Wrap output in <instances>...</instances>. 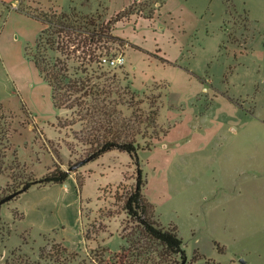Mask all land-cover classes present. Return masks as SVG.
I'll return each instance as SVG.
<instances>
[{"label": "rangeland", "instance_id": "obj_1", "mask_svg": "<svg viewBox=\"0 0 264 264\" xmlns=\"http://www.w3.org/2000/svg\"><path fill=\"white\" fill-rule=\"evenodd\" d=\"M18 5L75 7L102 32L109 26V35L97 43L96 60L77 51L70 64L77 75L114 82L130 101V108L119 106L124 114L142 118L157 109L154 127L140 138L152 147L138 150V166L154 218L176 226L183 240V261L264 264V0H21ZM6 12L0 6V105L11 122L12 147L27 155L24 142L31 133L22 125L34 116L45 127L31 122L34 140L68 169L82 158L83 147L57 125L63 112L25 54L42 24L22 11L8 17ZM118 53L125 56L120 66L101 59ZM24 165L11 178L9 159L0 188L18 186L23 171L44 172L43 164L36 163L35 172ZM136 168L127 152L113 149L72 170L64 183L32 185L2 203L0 264H150L155 253L135 243L138 223L118 200L134 186Z\"/></svg>", "mask_w": 264, "mask_h": 264}, {"label": "trees", "instance_id": "obj_2", "mask_svg": "<svg viewBox=\"0 0 264 264\" xmlns=\"http://www.w3.org/2000/svg\"><path fill=\"white\" fill-rule=\"evenodd\" d=\"M17 10L34 17L42 24L34 47H26L25 54L50 87L54 107L70 111L64 119L58 115L56 122L58 126L68 128L75 144L83 147L82 158L94 159L117 149L127 152L136 164L134 186L118 199L122 202L121 209L127 217L138 223L139 236L135 243H138L139 248L155 253L150 264H187L183 261L186 254L176 226H163L154 218L155 205L143 192L146 179L142 168L138 166V150L150 149L152 144L146 141L141 144L140 138L147 137L148 127H154L157 109H150L142 118L134 112L124 114L119 106L126 105L130 108V101L122 98L123 93L116 88L114 82L102 83L92 73L77 75L70 64V59L77 56V51L83 57L88 55L91 61L96 60L99 57L95 51L97 43L101 41L103 34L109 35V26L106 25L105 32H102V27L93 17L75 7H70L68 11L55 8L30 10L18 5ZM133 95L134 92H130L129 98H133ZM11 129L9 117L3 105H0V173L9 168L8 155L11 152L13 166L10 167V177L13 178L14 171L24 169L25 165L20 163L16 149L12 147ZM66 145L69 150L72 149L71 144ZM72 164L69 163L68 168ZM72 170L74 169H65L54 162L40 176L23 171L25 180L15 187L6 183L0 188V199L13 192L17 196L32 185L64 183ZM81 180L77 177L79 186Z\"/></svg>", "mask_w": 264, "mask_h": 264}, {"label": "crops", "instance_id": "obj_3", "mask_svg": "<svg viewBox=\"0 0 264 264\" xmlns=\"http://www.w3.org/2000/svg\"><path fill=\"white\" fill-rule=\"evenodd\" d=\"M20 2H21V0H0V6H2L7 11L6 17H8L10 11H15V10L19 11V10H17V6ZM37 2L39 3V1H37ZM54 8L58 9V7H54ZM60 9H62V7H60ZM4 26H5V19H3L1 22V28H3ZM60 109L63 112L62 114H64L65 111H68L67 109H64V108H60ZM29 114L31 115V113H29ZM32 121L37 126H39L40 128L44 127V125L40 124L34 116L32 117L31 121L24 122L25 125H22V127H25V129H28L31 133V134H29L27 141L24 142V146H25L24 149L26 150L27 155L22 157L21 154H19L18 149H16V151L18 152L17 156H18L19 161L22 164H26L27 166L31 165V167H35L33 169L34 172L36 170V166H35L36 163L43 164L44 170H42V171H44V172H41V173L35 172L37 174V176H40V175L44 174L49 167L52 166V164L55 162V156L53 155V153L51 151H49V149H47L41 145L39 138H37L36 141L34 140L36 138V133H35L34 129L31 127ZM13 129H14V131L20 130V128H17V127H13ZM12 137L13 136L11 134V140H12ZM9 159H10V161L12 160V156L10 155V153L8 155V160ZM50 184H53V183H50ZM46 185H48V184H46Z\"/></svg>", "mask_w": 264, "mask_h": 264}, {"label": "built area", "instance_id": "obj_4", "mask_svg": "<svg viewBox=\"0 0 264 264\" xmlns=\"http://www.w3.org/2000/svg\"><path fill=\"white\" fill-rule=\"evenodd\" d=\"M101 59L104 63L111 65V66H120V65L124 64V62H125V56L122 53H118L115 56L103 55L101 57Z\"/></svg>", "mask_w": 264, "mask_h": 264}, {"label": "water", "instance_id": "obj_5", "mask_svg": "<svg viewBox=\"0 0 264 264\" xmlns=\"http://www.w3.org/2000/svg\"><path fill=\"white\" fill-rule=\"evenodd\" d=\"M88 160H89L88 158H82V159H80L79 161H76L75 163H73V164L68 168V170L75 169V168H77V167L83 165V164H84L86 161H88ZM15 195H16V193L13 192V193H10V194H8V195L2 197V198L0 199V205H1L2 203L6 202V201H8V200H10V199H12ZM240 260H241L242 262H244V259H243V258H241Z\"/></svg>", "mask_w": 264, "mask_h": 264}]
</instances>
